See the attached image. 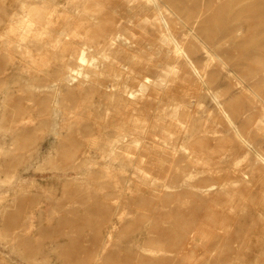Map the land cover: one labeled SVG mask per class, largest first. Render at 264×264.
<instances>
[{
  "label": "rangeland",
  "instance_id": "1",
  "mask_svg": "<svg viewBox=\"0 0 264 264\" xmlns=\"http://www.w3.org/2000/svg\"><path fill=\"white\" fill-rule=\"evenodd\" d=\"M37 1L46 12L40 29L19 26L26 18L18 0L0 4V264H148L149 250L172 233L166 228L183 226L194 228L197 246L196 258L181 264H264V167L234 134L264 155V0ZM109 30H123L132 43L90 38ZM14 40L23 44L20 53ZM82 47L100 64L84 69L98 71L89 79L100 85L77 88L85 99L64 85L56 94L34 85L56 80L57 64ZM107 48H120L116 61L98 54ZM169 66L167 82L156 83ZM143 86L149 100L103 119L113 91ZM170 103L180 121L211 135L197 140L193 157H170L166 145L193 138L176 121L160 122ZM71 105L82 118L73 128ZM161 124L175 136L158 130ZM117 132L144 138L147 174L118 167L120 158L108 155L105 145L122 142ZM105 163L117 168L105 171ZM195 184L221 190L195 195ZM105 230L111 237L102 249Z\"/></svg>",
  "mask_w": 264,
  "mask_h": 264
},
{
  "label": "bare ground",
  "instance_id": "2",
  "mask_svg": "<svg viewBox=\"0 0 264 264\" xmlns=\"http://www.w3.org/2000/svg\"><path fill=\"white\" fill-rule=\"evenodd\" d=\"M147 1H154V0H147ZM2 3V0H0V4ZM18 8L24 13L25 15V22L23 24H19V26H22L23 30H27L30 26H33L34 28H43L44 26H39L45 19V10H44V2L43 1H37V0H18ZM92 7V5H89V9ZM264 8V7H262ZM261 8V9H262ZM162 20V19H160ZM46 21V20H45ZM163 26H167L164 22L162 23ZM19 28V27H18ZM17 28V29H18ZM161 35L167 36L168 40L172 43L173 45V52L175 55L182 56L184 57V52L179 43L172 37V35L169 34V32L163 33L161 29L158 30ZM57 38L59 35H55ZM102 38V40L106 41L109 43V45H112L115 43L117 39H121L123 41L122 43H128L131 44L132 41L130 38L125 34L123 30H109L108 32H95L92 34L90 37L91 39H99ZM58 40V39H57ZM14 48H16V52L20 53V51L23 48V44H20L18 41L14 40L11 42ZM43 47V44L41 43V46ZM93 50V49H92ZM120 48H117L115 50H111L110 48L104 49V50H99L98 54L102 56L104 60H113L116 61V55L119 53ZM88 47H82L80 48L76 54H72L68 61H66L63 64L59 65L57 64L56 66V71L58 72V77L56 80L52 81H46V82H38L37 84H34L38 86V88L41 89L42 92H46L49 88H57L55 90H52L54 94L59 93V88H61L62 85L66 87L67 89L75 92V93H83L84 91L81 89L80 91L77 90V88H83L84 84H88V86L91 87H100V85L96 82L90 81V77L93 75L97 74L95 71L96 69H99V61L95 59V57H92V55H89L87 53ZM57 57H61L59 54H57ZM56 57V58H57ZM189 63V61H187ZM42 65H45L44 63ZM41 64H39V67ZM124 70H129L131 71V68L127 65H121ZM86 67H90L95 69L94 71H85L84 69ZM62 69L64 70L62 72ZM173 66L165 67L160 69V73L156 76L154 81L159 84H165L168 80V77L170 76L172 72ZM38 71L44 72L41 68H39ZM50 73V71L46 72V76ZM128 77V75H127ZM35 79H40L41 77L34 76ZM45 78V77H44ZM146 81H150L149 79H146ZM35 86V87H36ZM118 85L117 83L112 84L111 88H116ZM63 88V87H62ZM83 91V92H82ZM115 91H113L110 94L111 98V104L103 110V119L110 117L113 115V117L116 113H121L122 116L124 114V109L128 107L130 104L134 105H142L145 103L147 100H149V96L145 93L144 91V86L140 87L139 90L135 89H124L118 94H114ZM87 96V93H83V99H85ZM167 112L160 114V122H164L167 120L169 123L176 121L178 125L180 126V129L182 132L184 131L185 133H191L193 138L190 141L182 142L179 146L175 145L173 143L168 144L166 146L169 147V154L170 157L173 158L177 152H180L184 154L185 156L193 157L195 154H197L196 147L198 146V139L199 141L202 140L204 137L206 138V142L211 139L210 134H205V136L201 135L200 133L203 132L201 127L195 126L194 123H188L186 120L185 121H180V108L177 105H174L172 103L167 104L166 106ZM67 110V109H66ZM75 108L74 105H71L68 109V113H70L71 118L75 117V122H70L69 126L70 127H76L79 126L80 118L77 114H74ZM55 114L59 112L58 108H55L53 111ZM112 117V119H113ZM132 117V116H130ZM135 122H141V119L138 117H133ZM71 121V119H69ZM118 121V126L116 127L117 131H121L124 129V124L122 117L119 119H116ZM229 124L232 125V123L229 121ZM164 124V123H163ZM84 125V123H83ZM86 127V128H85ZM83 127V130L85 132V135H88V126ZM133 128H137L138 132H142L143 134L146 133L147 129L146 128H141L138 126V124L132 125ZM158 130H162L166 135L170 137L175 136V132L169 128H165L162 124L161 127L158 128ZM234 134L236 137L239 139L241 145L246 148L247 152L253 151L256 157V160L260 162L261 166L264 167V155H261L259 152H257L251 144L246 141L241 135L238 133V131L234 130ZM117 135L119 138L122 139V142H119L118 140H115L116 142L114 143H109L105 145V147L108 148V155L114 156V159L120 158V165L118 167H123L122 165L125 164V167L128 165L131 166L132 169L135 171H138L140 173L147 174V170H145L148 165L144 160V154L141 153L142 149H145L148 147L147 143L145 142L144 138H141L139 136H127L126 134L117 132ZM203 142H205L203 140ZM167 144V143H166ZM121 156V157H119ZM111 160L110 162H113ZM86 159H82L81 162H85ZM171 162V161H169ZM189 165L194 167V165L198 164L197 159L193 158L192 160H189ZM168 167H170V163L167 164ZM101 169L105 171H109L112 168H117L116 166H113V163H105V164H100ZM146 167V168H145ZM145 168V169H144ZM189 175L191 176L193 172L190 170L188 171ZM244 182L246 185H249L250 180L247 178H243ZM242 180V181H243ZM195 188V195H210L212 189H215L216 191H220L221 187H214L213 184H210L208 186H201L198 184H195L193 186ZM125 211L122 209V204L119 203V205L116 207V214H118V218L123 220ZM184 227V226H183ZM182 228H166L167 231H172L170 236L168 237L167 241L162 242L161 245H157V248L155 249H150L149 254H148V264H155L158 260L162 261V264H181L182 261L185 259H194L196 258L193 256V250L197 246L195 242L196 235L195 232H193L194 228H189L190 230L186 232L183 231ZM187 227V226H186ZM108 228V227H107ZM188 228V227H187ZM107 230V229H106ZM105 230V235L102 238L101 242L103 243V246H101L102 249H105L109 245V238L111 237V231H106ZM163 231H165L163 229ZM204 232V231H202ZM200 232V234L202 233ZM201 236V235H200ZM205 234H202V237H205ZM119 249H121L119 247ZM202 254H200L201 256ZM186 262V261H185ZM188 262V261H187ZM256 261L253 260L251 264H255Z\"/></svg>",
  "mask_w": 264,
  "mask_h": 264
}]
</instances>
